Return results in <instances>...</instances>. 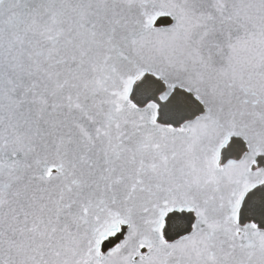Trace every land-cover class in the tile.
Returning a JSON list of instances; mask_svg holds the SVG:
<instances>
[{"label":"snow or ice","instance_id":"snow-or-ice-1","mask_svg":"<svg viewBox=\"0 0 264 264\" xmlns=\"http://www.w3.org/2000/svg\"><path fill=\"white\" fill-rule=\"evenodd\" d=\"M0 264H264V0H0Z\"/></svg>","mask_w":264,"mask_h":264}]
</instances>
